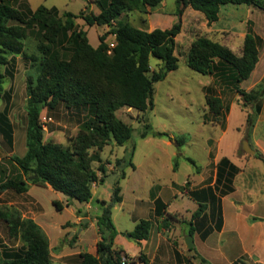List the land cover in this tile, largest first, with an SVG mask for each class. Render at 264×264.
Wrapping results in <instances>:
<instances>
[{"label":"trees","instance_id":"obj_1","mask_svg":"<svg viewBox=\"0 0 264 264\" xmlns=\"http://www.w3.org/2000/svg\"><path fill=\"white\" fill-rule=\"evenodd\" d=\"M164 0H96L99 13L82 12L76 15L63 12L56 7L41 5L31 9L26 0H0V98L5 97L3 79L9 71V55H19L28 64L26 73V152L22 157L11 156L5 164L0 163V193L13 191L25 194L31 185L51 187L64 194L68 203H90L93 199V186L105 182L108 176L107 164L101 152L110 143L123 147L133 134L131 125L118 118L117 112L131 108L139 112L153 110L155 83L165 79L167 74L179 68V58L175 54V38L180 25L172 29L146 31L133 26L129 21L119 22L111 29L115 44L110 49L107 35L99 37V44L89 43L87 32L80 29L75 20L83 18L89 26H111L115 20H124L129 12L141 6L156 7ZM178 15L183 8L191 7L201 12L208 23L220 18L223 5H248L264 9V0H176ZM35 38V50L26 49L30 37ZM264 39L248 27L240 55L222 43L206 36L198 37L191 44L187 54V65L192 70L213 78V82L203 88L208 112L204 123L226 125L231 110V97L242 101L243 107H253L260 113L264 100V85L249 91L242 84L251 78L258 62ZM111 51V52H110ZM13 56V57H15ZM151 59L156 60L161 69L151 68ZM13 60V58H12ZM12 76V74H10ZM229 96V97H226ZM9 98V97H8ZM228 98V100H225ZM83 113L77 134L68 146L52 140L44 141V123L41 113L57 111L60 106ZM86 114H85V113ZM86 115V116H85ZM251 112L246 123L254 125ZM0 134L9 144L13 143V124L7 115L0 113ZM154 137H168L165 132H153ZM149 136L145 131L142 138ZM178 145L182 139L175 140ZM133 147L129 159L120 158L116 165L135 168ZM259 155V156H258ZM259 158L264 157L258 154ZM193 165L195 161L189 159ZM123 167V168H124ZM218 174L215 188L190 192L199 202V208L190 223L199 220L207 209L204 199L211 205L210 211L214 228L203 232L205 239L223 224L220 205L221 196L234 191V178L240 169L228 158L217 164ZM126 177L123 169L120 178ZM123 202L120 182L117 181L110 201H100L101 214L96 223L100 240L95 253L80 252L71 258L72 264H121L123 257H130L125 251L116 249L118 235L113 223L112 212L115 205ZM58 210L62 204L54 201ZM168 204L160 199L155 201V218L161 219L165 228H170L176 216L167 212ZM0 221L5 224L10 241L16 246L6 248L0 253V264H51L50 241L41 226L32 218H24L13 206L0 208ZM152 221L140 220L130 233L137 242L150 237ZM195 232L191 228L190 234ZM137 259L148 264L146 256L139 254ZM242 262V261H241ZM239 262H236L238 264Z\"/></svg>","mask_w":264,"mask_h":264},{"label":"rangeland","instance_id":"obj_2","mask_svg":"<svg viewBox=\"0 0 264 264\" xmlns=\"http://www.w3.org/2000/svg\"><path fill=\"white\" fill-rule=\"evenodd\" d=\"M26 1L33 10L44 5L49 8L56 7L60 13L67 11L76 15L82 12L98 14L100 11L96 0ZM177 12L176 0H164L156 7L141 6L140 9L129 12L124 20L113 21L111 26H89L83 18H76L77 26L87 32L89 43L93 47L98 46L101 35L108 34L106 41L110 49L113 48L116 38L111 33V29L116 28L119 22L127 20L133 26L146 31L169 30L179 24L180 32L175 38L174 47L175 54L179 58V68L169 72L164 80L155 83L153 110L139 112L124 107L117 112L118 118L132 126L133 134L123 147L116 146L112 142L101 152L102 159L110 162L107 164L109 173L103 184L93 186L91 204L78 201L68 203L64 194L51 187L36 185H31L29 193L25 194H17L13 191L0 193V208L13 206L24 218H31L34 213L41 215L43 213L40 220L43 224L40 225L50 241L51 264H72L69 260L79 252L95 253L96 243L101 239L96 223L97 216L101 214L100 201H110L117 181L120 182L123 203L115 205L112 212L113 223L118 232L115 246L130 255L138 254L141 249L139 242L130 235L135 227L134 216L139 215L134 209L135 200L147 201L149 187L154 180L162 186L163 197L171 203L173 211L181 205H189L186 202L188 195L185 193L188 187H184L187 181L192 185L193 176L202 173L205 181L201 185H206L214 176L216 158L218 160L228 158L233 163L238 156L241 160L246 158L251 161L246 177L249 180L256 178L264 193V161L258 157L259 153L264 157V120L258 122L260 116L264 118V100L262 110L257 114L253 107L244 108L243 102L234 95L230 99L231 110L227 115L226 125L222 127L219 124H206L204 114L208 112V107L203 88L211 84L213 78L202 75L187 65L189 48L198 37L206 36L218 41L238 55L242 52L244 37L249 26L264 39V9L251 8L248 5H223L220 18L214 23H208L201 12L191 7L183 8L180 15ZM34 40L35 38L31 36L26 42L28 51L35 50ZM13 56L15 55L8 56L11 59V65L8 67L10 72L5 71L6 67L2 69L6 77L3 79L5 97L0 98V113L7 115L10 123L13 124L12 144L0 134L2 164H5L11 156L22 157L26 152L25 108L28 64L21 56ZM150 64L154 71L161 69V65L154 59H151ZM261 84L264 85V47L260 50L259 62L251 78L243 83L242 87L249 91ZM249 112L253 115V126L246 123ZM82 116L83 113L77 114L63 105L53 112L44 109L41 113L44 141L52 140L68 146L71 138L77 134ZM145 131L149 132V136L142 138ZM153 132H165L173 139L154 137ZM177 139H182L184 143L178 145L175 141ZM244 140L255 154L246 152L242 148ZM133 147L135 150L132 159L136 169L133 170L128 163H125L126 168L118 167L116 161L120 158L129 159ZM189 159L194 160L195 165ZM123 169L126 177L121 179L120 174ZM173 183L176 184V189ZM155 190L159 191L157 188ZM176 194L179 196L176 197ZM31 197L39 202L40 207ZM54 201L61 202L63 209L58 210ZM144 211L148 212L146 208ZM172 214L176 219L171 221L168 229L161 224L162 219L157 220L155 216L149 219L152 221L154 234L157 233L158 227L160 231L166 229L169 232L164 235L173 248L181 244L183 249H187L184 237H188L187 229H190L191 217L182 212ZM143 215L147 216V214ZM18 244L9 240L5 224L0 221V253ZM170 254L172 255L167 258L166 264H175V254L171 251ZM221 259L225 263V260ZM148 264L160 263L156 259L153 263L148 260Z\"/></svg>","mask_w":264,"mask_h":264},{"label":"crops","instance_id":"obj_3","mask_svg":"<svg viewBox=\"0 0 264 264\" xmlns=\"http://www.w3.org/2000/svg\"><path fill=\"white\" fill-rule=\"evenodd\" d=\"M259 119L258 122L264 120L263 116H260ZM233 157L231 158L233 159ZM238 158L237 156V160L233 162L240 169L234 178V191L225 196H221L220 200L223 217L221 230L214 229L207 238H202L201 234L212 227L214 228L215 225L210 211L211 205L204 199V194H202V199L208 208L204 210L199 220L193 221L192 224L189 221L190 229H187L188 235H191V228L195 229V232L192 234L194 240V247L192 249H183L181 244L173 248L169 239L164 235V233L169 231L166 229L160 231L158 227L157 233L154 234L152 225L150 238L139 243L141 248L139 253L130 255L127 251L125 252L131 257H137V255L142 253L146 256L147 261L149 260L153 263L157 259L160 264L167 263V258L172 255L170 251L175 254V264H236V262H239L238 264H264V193L261 191L256 178H250L249 180L246 177L248 169L252 164L251 161L246 158L242 160ZM216 159L215 173L212 181L206 185H201L205 181L203 174L198 173L193 176L192 185H190L189 181L184 185L185 188L188 187L185 193L188 195L186 196L188 198L186 202L189 205H181V207H176L173 211L171 209V203L163 197L162 186L156 183L157 180H154L149 187L147 201L145 202L144 199L135 200L134 209L139 213L138 216H134L135 226L140 220L151 219L155 216L154 208L156 199H160L168 204V213L182 212L191 217L198 210L199 202L190 196V192L212 187L218 197L219 192L215 188V185L218 174L217 164L220 159ZM132 169L135 170L136 166ZM250 182L251 185H249ZM172 185L176 189V184L173 183ZM155 188L159 191L157 192ZM181 195L184 197L183 193ZM175 196L178 197L179 194ZM32 199L40 207L39 202L34 198ZM145 208L148 211L147 213L144 211ZM143 214H147V216L145 217ZM42 217L43 213L42 215L40 213H34L31 218L40 225L43 224L40 221ZM186 239L187 236L184 237L185 243ZM114 247L118 249L116 246ZM176 252L178 253L176 254ZM214 253L218 255H212ZM221 258L225 260V263Z\"/></svg>","mask_w":264,"mask_h":264},{"label":"water","instance_id":"obj_4","mask_svg":"<svg viewBox=\"0 0 264 264\" xmlns=\"http://www.w3.org/2000/svg\"><path fill=\"white\" fill-rule=\"evenodd\" d=\"M242 148L246 152H250L252 154H255V151L249 146V144H248V142L246 140L243 141ZM84 222H86V219H85ZM186 246H187L188 249H192L194 247V240H193V236L192 235H188V237L186 239Z\"/></svg>","mask_w":264,"mask_h":264},{"label":"built area","instance_id":"obj_5","mask_svg":"<svg viewBox=\"0 0 264 264\" xmlns=\"http://www.w3.org/2000/svg\"><path fill=\"white\" fill-rule=\"evenodd\" d=\"M121 264H143L142 262H140L137 259H132L130 257H123L121 260Z\"/></svg>","mask_w":264,"mask_h":264}]
</instances>
